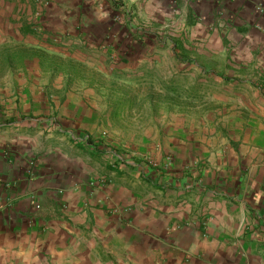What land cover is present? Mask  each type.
Wrapping results in <instances>:
<instances>
[{"label":"crops","instance_id":"obj_1","mask_svg":"<svg viewBox=\"0 0 264 264\" xmlns=\"http://www.w3.org/2000/svg\"><path fill=\"white\" fill-rule=\"evenodd\" d=\"M22 9L31 52L93 68L0 86V264H264V0H0V27Z\"/></svg>","mask_w":264,"mask_h":264},{"label":"rangeland","instance_id":"obj_2","mask_svg":"<svg viewBox=\"0 0 264 264\" xmlns=\"http://www.w3.org/2000/svg\"><path fill=\"white\" fill-rule=\"evenodd\" d=\"M49 1V0H47ZM23 8V7H22ZM5 16L6 19L9 18V23L8 26L5 27H0V86H6L8 87L9 84H17L18 79H19V75H18V71L20 68L22 67H26L27 64L31 65L32 67H35L32 63L33 60H39L40 61V65L41 66H48V67H52V68H58V69H62L65 72H70L72 74L77 75L76 78L78 80H81V72H91V69L93 68V61L92 60H86L85 61V65H78L80 60L79 59H70V61H68L67 59L64 58L65 54L68 52H61L62 50H64L63 48H61L60 45V41H59V37L57 36H53L51 42L47 43L48 47L45 46V49H52L53 53H51V55H44L46 53H44L43 55H41L40 53H34L31 52V37H23V33H21V35H19L17 33V27L15 26L16 24H18L20 22V20H22L23 18H31V14H28V11H24L23 9L18 12L17 10L12 11V12H5ZM21 18V19H19ZM13 24V26L11 25ZM26 32H28L27 34L31 35V28H25ZM26 34V33H25ZM57 37V38H56ZM56 40H55V39ZM55 41V42H54ZM39 45H41L42 47H44V44L39 43ZM35 49V48H34ZM62 49V50H61ZM37 51H40L38 49H35ZM49 51V50H48ZM67 57V56H66ZM69 58V57H68ZM117 66L121 65V61L120 60H115ZM88 63V64H87ZM58 69H55L58 71ZM70 70V71H69ZM118 71L121 72H126V67L125 66H120L117 68ZM59 72V71H58ZM125 75H127L128 77L124 78H118V74H117V81H122V82H132L135 83L136 85H138L139 87L133 89L131 91V94L133 95V98H141L143 99L142 101V105H140L139 103L137 104V106L135 107V111L136 112H146L148 111V113L150 112H155V111H159V110H163L165 111L166 115L169 116L170 118V113L171 111H173L174 109L171 108L170 106H166L167 103H170V100L168 98H164L162 100V98L160 96H163L162 94L164 92H167L166 90L163 92H159L158 90H156L153 86L151 88H148V86H140L141 81L136 77H131L129 76V73H125ZM92 76L95 77V75H89V77ZM85 77V76H83ZM151 76H148L147 78H149L148 80H154L152 78H150ZM91 78V79H92ZM155 78V77H154ZM65 79V78H64ZM133 79V80H131ZM74 80V78H73ZM156 81V79H155ZM186 82V80H185ZM4 87V88H6ZM119 92V91H118ZM117 92V93H118ZM8 91L4 90V94H3V98H6V95ZM119 93H124V91H121ZM164 101V102H163ZM158 103H162L164 106H160L158 105ZM145 104V106H144ZM150 104V105H148ZM183 109V107H181ZM196 109L195 113H198L197 108H193ZM184 111H187V107H185V109H183ZM129 126H126V129L130 132V131H134V127L140 125L136 122H129L128 123ZM117 125H120V123H117ZM154 122L153 123H149L147 127H151V129L154 128ZM106 134V133H105Z\"/></svg>","mask_w":264,"mask_h":264},{"label":"built area","instance_id":"obj_3","mask_svg":"<svg viewBox=\"0 0 264 264\" xmlns=\"http://www.w3.org/2000/svg\"><path fill=\"white\" fill-rule=\"evenodd\" d=\"M149 165L157 166V162H155L153 159H149ZM173 165V158L172 156H167L165 159V167L169 168Z\"/></svg>","mask_w":264,"mask_h":264}]
</instances>
